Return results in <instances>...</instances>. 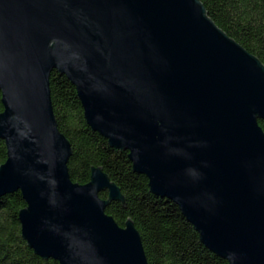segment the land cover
Listing matches in <instances>:
<instances>
[{
    "label": "water",
    "instance_id": "obj_1",
    "mask_svg": "<svg viewBox=\"0 0 264 264\" xmlns=\"http://www.w3.org/2000/svg\"><path fill=\"white\" fill-rule=\"evenodd\" d=\"M53 70L206 247L264 264V65L200 0H0V196L21 192L22 237L59 264H148L132 220L105 211L124 197L104 170L70 177Z\"/></svg>",
    "mask_w": 264,
    "mask_h": 264
},
{
    "label": "trees",
    "instance_id": "obj_2",
    "mask_svg": "<svg viewBox=\"0 0 264 264\" xmlns=\"http://www.w3.org/2000/svg\"><path fill=\"white\" fill-rule=\"evenodd\" d=\"M200 1L208 16L264 65V0ZM50 92L58 127L71 145V179L84 184L90 179L91 166L104 170L124 197V204L113 200L105 211L121 226L127 218L132 220L148 264H227L202 243L176 203L149 190L146 175L132 169L128 151L111 146L87 124L75 86L66 75L51 72ZM258 123L264 131V120ZM6 157V145L0 138V165ZM100 196L107 198V192L101 191ZM25 205L19 190L0 196V264H59L36 254L22 237L18 213Z\"/></svg>",
    "mask_w": 264,
    "mask_h": 264
}]
</instances>
